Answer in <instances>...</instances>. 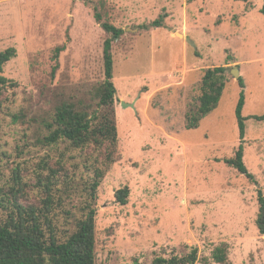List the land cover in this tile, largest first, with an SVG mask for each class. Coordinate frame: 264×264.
I'll return each mask as SVG.
<instances>
[{
	"label": "rangeland",
	"instance_id": "374dc122",
	"mask_svg": "<svg viewBox=\"0 0 264 264\" xmlns=\"http://www.w3.org/2000/svg\"><path fill=\"white\" fill-rule=\"evenodd\" d=\"M263 6L264 0H0V52H17L0 73L10 80L0 88V224L15 198L45 208L46 179L53 195L46 214L58 234L70 233L83 215L102 151L45 145L48 132L39 121L64 101L96 107L92 92L105 79L110 36L94 17L98 11L124 34L112 51L118 159L97 191L96 264H154L193 248L195 264H220L213 251L222 244L227 264H264V119L256 118L264 115ZM217 66L227 67L219 105L187 129L205 71ZM243 91L244 142L236 117ZM241 144L252 180L225 162ZM122 188L129 189L124 205L116 200Z\"/></svg>",
	"mask_w": 264,
	"mask_h": 264
},
{
	"label": "trees",
	"instance_id": "16d2710c",
	"mask_svg": "<svg viewBox=\"0 0 264 264\" xmlns=\"http://www.w3.org/2000/svg\"><path fill=\"white\" fill-rule=\"evenodd\" d=\"M245 1L248 0H239ZM264 14V6L260 10ZM94 17L100 26L110 35L104 41L103 57L105 79L92 92L96 107L92 104L84 106L72 101H64L57 105L51 118H43L39 122L47 130L44 136L45 145H56L67 142L71 147L84 149L90 146L98 147L103 154L102 166L94 169V179L89 183L88 199L80 208L83 215L74 223V229L60 235L57 233L52 221L46 214L49 204L52 202L51 181H44L47 193L45 208L31 204H23L17 198L13 202V209L5 222L0 224V264H96V200L97 191L105 175V168L118 159V130L114 101L116 87L114 83V57L113 43L124 34V29L105 20L103 15L95 11ZM160 25V21L153 23ZM64 46L56 48L55 60L58 69V59ZM14 48H8L0 52V73L5 65L16 57ZM227 67L217 66L205 71L202 78L201 94L192 103L186 114V128L195 129L201 121L214 111L221 100L227 83ZM9 79L0 75V88L7 86ZM238 82L244 89L243 78ZM245 106L244 91L236 108V117L240 130L241 141L244 142L246 131V117L243 116ZM22 117V116H21ZM264 119V115L257 116ZM15 115L14 120L18 121ZM244 147L241 144L231 159L225 162L234 166L240 173L251 180L254 178L249 173L243 161ZM43 181V180H41ZM129 189L122 188L116 192V200L121 204L128 202ZM260 209L264 210V195L258 192ZM264 230V226L260 224ZM228 248L225 244L213 251V258L220 264H227ZM199 259L198 248H193L190 253L182 257L171 258L157 257L154 264H195Z\"/></svg>",
	"mask_w": 264,
	"mask_h": 264
},
{
	"label": "water",
	"instance_id": "95a60500",
	"mask_svg": "<svg viewBox=\"0 0 264 264\" xmlns=\"http://www.w3.org/2000/svg\"><path fill=\"white\" fill-rule=\"evenodd\" d=\"M186 39L189 41V42H191L192 44H194L192 41H191V39L189 38V37H186ZM239 69L237 68V69H232V74H234V76H237L238 77V75H239ZM124 106H126V107H134V104H124ZM260 224L261 225H264V210H263V212H262V216H261V220H260Z\"/></svg>",
	"mask_w": 264,
	"mask_h": 264
}]
</instances>
